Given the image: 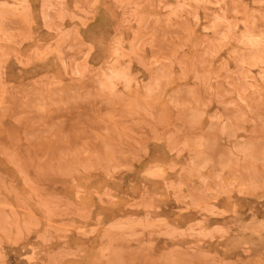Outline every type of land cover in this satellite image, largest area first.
I'll return each mask as SVG.
<instances>
[{"label": "rangeland", "instance_id": "1", "mask_svg": "<svg viewBox=\"0 0 264 264\" xmlns=\"http://www.w3.org/2000/svg\"><path fill=\"white\" fill-rule=\"evenodd\" d=\"M0 264H264V0H0Z\"/></svg>", "mask_w": 264, "mask_h": 264}]
</instances>
